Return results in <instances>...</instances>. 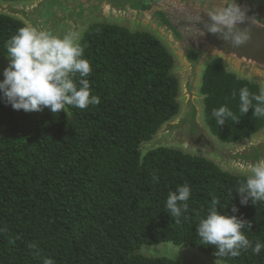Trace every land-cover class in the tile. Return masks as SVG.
Here are the masks:
<instances>
[{
	"label": "trees",
	"instance_id": "trees-1",
	"mask_svg": "<svg viewBox=\"0 0 264 264\" xmlns=\"http://www.w3.org/2000/svg\"><path fill=\"white\" fill-rule=\"evenodd\" d=\"M23 26L0 13V60L7 57L6 41ZM79 44L98 104L53 114L47 108L14 110L0 100V264H181L141 252L164 242L195 247L226 264H264V251L255 255L251 248L217 257L196 233L216 197L217 211L250 221L242 231L253 242L264 241V203L242 205L235 190L248 176L173 147L143 150L179 109L174 59L166 47L147 31L100 22ZM241 87L261 91L226 71L221 59L206 66L204 122L224 143L264 127L252 108L240 114ZM221 106L239 120L217 125L211 113ZM184 184L191 188L189 209L177 222L165 203Z\"/></svg>",
	"mask_w": 264,
	"mask_h": 264
},
{
	"label": "water",
	"instance_id": "water-1",
	"mask_svg": "<svg viewBox=\"0 0 264 264\" xmlns=\"http://www.w3.org/2000/svg\"><path fill=\"white\" fill-rule=\"evenodd\" d=\"M234 3L244 15L231 31L248 35L239 47L223 38L227 26L220 25L221 32L209 31L216 23L212 16L234 10ZM0 13L60 37L77 32L78 43L95 22L151 33L174 59L171 73L177 80L179 109L142 144L143 150L177 148L203 156L223 171L246 176L254 164L264 161V127L233 143L220 141L204 122L200 93L205 68L216 58L226 71L264 90V0H14L0 1ZM8 63V56L0 60V79ZM165 244H158L153 257L181 264H226L192 246Z\"/></svg>",
	"mask_w": 264,
	"mask_h": 264
},
{
	"label": "clouds",
	"instance_id": "clouds-1",
	"mask_svg": "<svg viewBox=\"0 0 264 264\" xmlns=\"http://www.w3.org/2000/svg\"><path fill=\"white\" fill-rule=\"evenodd\" d=\"M243 15V11L235 4L234 10L229 9L219 17L212 16L216 23L209 31L221 32L219 26H227L228 31L223 32V38L234 47H239L247 41L248 35L231 30L237 21L243 19ZM79 39L77 32L60 37L34 26L19 28L5 43L9 63L3 69V79H0V100L10 104L14 110L42 112L47 108L53 114L64 112L67 106L85 109L98 104L99 97L90 95V83L86 77L92 69L90 62L84 58ZM232 95L235 97L237 93L233 91ZM249 108L253 109L255 117L264 119V90L257 94L250 92L247 87L239 89L240 114L247 113ZM211 115L217 125L224 124L226 120H239L226 106L213 109ZM250 172L235 189L240 195V203L246 205L249 200L254 205L264 203V161L254 164ZM190 196L188 184L168 194L165 208L177 222L187 213ZM220 203L213 197L206 216L197 224L196 233L200 243L214 246L217 257H237L241 249L249 248L255 255L261 254L264 241L253 242L246 236L247 231H242L250 229L251 222L217 211Z\"/></svg>",
	"mask_w": 264,
	"mask_h": 264
},
{
	"label": "rangeland",
	"instance_id": "rangeland-1",
	"mask_svg": "<svg viewBox=\"0 0 264 264\" xmlns=\"http://www.w3.org/2000/svg\"><path fill=\"white\" fill-rule=\"evenodd\" d=\"M167 245V243L165 244ZM156 249H160V245H152V246H143L141 248V252L146 255V256H149V257H153L154 254L153 252L156 250Z\"/></svg>",
	"mask_w": 264,
	"mask_h": 264
}]
</instances>
